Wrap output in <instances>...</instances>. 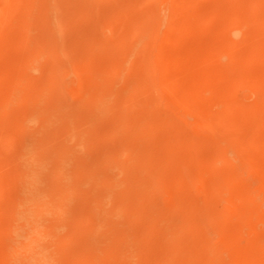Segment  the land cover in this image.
I'll use <instances>...</instances> for the list:
<instances>
[{
  "label": "rangeland",
  "instance_id": "obj_1",
  "mask_svg": "<svg viewBox=\"0 0 264 264\" xmlns=\"http://www.w3.org/2000/svg\"><path fill=\"white\" fill-rule=\"evenodd\" d=\"M124 1L75 0L73 1V5H71L65 2V0H0V99L4 92L7 91L8 87H12L15 83L16 80L14 79L20 75L25 79L23 84L20 85L22 90L26 89L25 92L35 87V85L36 87L43 85L44 79L51 78L49 81L51 86L53 84L54 87H49L50 89L47 92H49L50 95L45 93L47 96L46 99L49 98V100L47 99L48 103L57 106H54V111H47L46 119L49 120L44 123L45 130H51L53 137H51V132L48 131L47 137H49L46 139L48 142H46L49 145L42 151H45V153L48 151L47 153H49L52 149L53 151L57 149L55 150L56 154H54L53 151L49 153L52 157L54 155L58 156V154L60 155L63 152H65V154L68 153L66 156H68L69 160L67 157L66 159L72 164L78 162L80 158L85 159L87 164L86 167L89 169L92 168L93 171L96 168L94 171H97L96 176L98 179L100 178L99 181H103V186L106 185L104 189L101 187V190L99 189V187L102 186L100 185L101 182H97L99 186L97 183H94L86 173L85 175L83 174L84 177H82L83 175H78L80 178L77 181L78 184L75 186L77 189L69 195V198H73L72 200L68 198L69 205L71 208L83 205L84 212L89 219L84 220L81 224L85 232L83 234L79 233V231L82 230L81 226H79L80 224L69 223L70 226L67 224L68 229L72 227L76 232L78 231V234L72 237L71 245L73 244L72 246L76 247L80 243L85 242L87 246L85 249L86 255L89 256V260L92 263L94 261L95 264H163V256H167L168 259L170 258V264H181L184 258L186 259L188 255L193 253H196V255L200 254L199 264H264V55L261 57L259 56L264 53V0H256L255 6L252 7L254 9H249L248 5H246V1L243 0L242 2H240L241 0L237 2L233 0L234 4H231V1L229 4L234 7H231V9L225 7L227 3H222L223 0L125 1L126 3L130 1L131 3L133 2L130 6H128L129 4H125ZM138 1L142 3L144 1V5L137 6V8H134L135 10L132 7V10H130L131 6L136 7L135 5L137 4L141 5ZM122 2L126 6H118V4H122ZM70 3L72 2L70 1ZM218 4H222L224 8L221 6L219 7ZM67 5L69 9L65 7ZM228 5L226 6L230 7V5ZM138 8L142 11L145 10V13H142L147 14H139ZM236 8H238V11L240 8L241 9L237 12V10H234ZM70 9L75 10L70 12ZM136 10L139 13L135 14L134 11L136 12ZM149 10H151V12ZM231 10L232 12L230 13ZM117 11L119 13H117ZM245 12L247 14L251 13L250 16L253 14L255 17L252 15V21H248V24L244 23L245 25L241 24L240 32L232 34L233 27H228V25L230 26V21L234 20L236 17L238 18L240 14ZM133 14H135V17L139 14L140 17L138 15L139 18L135 19ZM233 16L235 18H233ZM222 17L225 18L223 20L224 23ZM229 17H231V19H229ZM219 18H221L222 23ZM30 20L32 21L31 24H33L31 28L30 25L27 26V21L30 22ZM225 20L227 22H225ZM253 21L256 23L255 26L258 30H262L261 33L263 35L259 34L260 31L257 34L258 30H255L256 28L253 26ZM250 23L253 25H250ZM258 25L262 28L259 29ZM76 26L79 27L77 28ZM36 28L38 30H36ZM32 29L34 30L31 31ZM86 29L89 31H86ZM114 31L117 32L115 33ZM254 31L255 35L257 34L255 37ZM26 32H28V34ZM84 33L85 35L89 34L92 43L94 40H97L103 47L100 45L99 48L93 51L91 47L92 44L90 45V43L85 40L86 47L83 42L84 39L80 37L84 35ZM122 33L125 36H120ZM129 33L130 36H127ZM163 35H165V37ZM143 36H148V39H144ZM128 37L130 38L128 39ZM137 39L139 45H137V48H134V50L132 49L133 51L130 50L131 46L135 47ZM120 40L121 43L122 41L125 43V47L121 44L118 46L115 45V43ZM111 41L113 43L116 42L109 46V43H112ZM258 43H261V46H259ZM71 44L73 45L71 46ZM113 45L114 47H112ZM162 45L163 47H161ZM84 46L86 47L85 49ZM111 47L113 49H111ZM121 47L123 48L121 49ZM215 47L216 49H214ZM70 48L71 50H69ZM83 50H87L89 53L87 57L91 55L88 61L92 63V66H82L80 54ZM100 50H102V55H100ZM146 50H148V55L144 54ZM160 50L161 53H164L161 54ZM222 51L223 53L221 54ZM112 52H114V54ZM97 54H99L100 57ZM129 54L132 55L130 56ZM141 54L146 55H143L145 58L142 57ZM77 55L78 57H76ZM191 56L194 59L199 58L196 60L197 63L195 60V63L191 62L190 58L193 60ZM133 58H136V62ZM167 58H169V63L165 62L168 60ZM118 59L119 61H117ZM114 60L117 62L116 66ZM189 60L191 62L190 66L187 65ZM76 62L78 64L77 66ZM145 62L149 65L147 66ZM80 63L81 65H79ZM144 63L146 66H142ZM54 64L56 66L55 72L49 69V67ZM137 64L139 67L135 69ZM234 64H236L235 68H238L239 70H237L239 72H234L236 70L233 68ZM87 66L90 69H88ZM140 66L142 68H140ZM122 67L126 69H122ZM130 67L134 70H131ZM149 67H151V70ZM228 68L230 72L234 70V74L238 77L236 78V76H233L234 74H230L229 71H226L227 76L225 78H229L225 79L224 75L226 73L224 74V72L228 70ZM99 69L100 71L102 70L100 73L97 72ZM155 69H157V71ZM70 70L74 73H71ZM148 71L152 73L150 72L151 74H149ZM52 72L54 74H52ZM156 72L159 74V77H156ZM183 73L185 74L183 75ZM17 74L18 76L16 77ZM230 75H232V78H230ZM86 76L89 78L88 80H90V82L86 80ZM180 76L183 77L181 78ZM221 76H223L222 78H224V80H219ZM250 76H252V79ZM143 77H146L145 80H147L145 83L147 84L148 82L147 85L143 83ZM141 78L143 79L141 80ZM92 79L93 81H91ZM130 80H132L131 83ZM141 82L144 85L141 84ZM151 83L152 85L150 86H152V88L150 87V89L148 86ZM230 84H233V88H231ZM193 85L195 87H193ZM115 88H117V90ZM115 91L119 92V94H123L124 92V94L118 96L119 94H114L116 93ZM104 93L106 99L105 97L103 98ZM52 94L53 98L51 99H55L57 94L59 97H56L55 100H51L50 97H52ZM78 96L81 97L78 98ZM121 97L124 98V110L121 109L122 111H118L117 105L119 102L117 99ZM129 98H132V101ZM225 98L227 100H225ZM230 98H232L235 103L230 101ZM71 100L80 102H78V109H75V112L73 111V123L71 122L73 128L71 126H68L69 128H63L62 123L65 122H60L59 118L62 120L64 117L66 118V106L68 102L71 103ZM82 100L84 102L86 100L87 103H84ZM101 100L104 101L101 102ZM139 100L142 103L146 100L149 106L146 102V105L143 106ZM181 100L182 102H180ZM218 101L220 103H218ZM221 101L225 103V105L227 104V107ZM255 101H258V103H255ZM229 102H232V104ZM95 104L98 105L96 106ZM81 105L84 106V108ZM87 105H89V107ZM229 106L231 108H229ZM24 107H26L25 104H16V107L13 105V107H11L12 112L10 111L8 115L4 116L5 119L3 118L4 120H1L0 124V264H18L21 262L24 249L21 251L22 248H19V246L21 247L23 236L17 233L15 229L18 226L28 227V225L31 226L33 224V220L31 221L30 219L29 221L23 220L26 224L23 221L16 222L12 219L14 211L18 209H27L30 206V203H27L25 200L26 191L22 185L25 180V176L22 174L25 162L22 161L19 155L22 150L21 144L23 145L25 141L24 138L29 136L30 130L32 129L31 123L29 125V122H24V120L21 119V114L25 111ZM85 107H87L86 110ZM220 107H225L226 109ZM19 108L23 110L21 109L19 112ZM141 108L145 110L141 112ZM228 108L230 110H228ZM87 109L88 111L90 109L92 113L90 111L87 112ZM135 109H138V111H135ZM111 110L113 112H111ZM50 113H53L52 115L56 117L51 116ZM90 114L92 118L96 117V119L94 118V120H91ZM17 115H20V118L19 116L16 117ZM133 115H136V117L138 116L141 122H144L143 119L145 118L154 122V125L156 127L158 126L157 129L159 132H165L166 127L164 125H166L167 122L174 129V131L173 129L170 130V143L168 140L161 148H155L151 143L152 140L149 141L150 138L147 134L144 135L141 133L134 135L132 134L131 128L129 129L130 132H128L129 130L126 131L127 127L124 121L130 119V116ZM88 117L90 118L88 119ZM54 118L56 119L53 120ZM86 119L88 120L87 122H85ZM56 120L60 124L56 125ZM17 121H20V123ZM16 123L18 124L16 125ZM60 127L64 130L62 129V132L60 131L58 133V131L61 130ZM57 128H59L58 131ZM82 134L85 136V138L83 137L84 142L82 140L80 141ZM179 136L182 139H180L181 141L178 139ZM177 139L180 142H177ZM179 144L182 145L179 146ZM225 144L229 145L230 150L226 151L224 153L226 155H223L221 159H218L216 154L219 150H222ZM194 146L195 151H197L196 153L193 150ZM175 147L177 150L174 149ZM198 150H200V152ZM151 151H153V153L161 151L165 154L170 151H176L175 153L177 154L178 161L176 160L174 164L171 165L172 167L170 165L164 167L165 163L168 164V162H165L166 159L163 160L158 158L155 161H151L152 164L150 165L146 158L147 153ZM186 154L188 155L186 156ZM158 155L162 156L161 154ZM111 158L114 159L112 160ZM215 158L217 160H215ZM75 160L76 162H74ZM194 160L198 162L194 163L193 166ZM169 166L171 169H169ZM164 168L168 170L166 171L168 174L172 171V173L169 174L170 179L164 171L166 174L164 177L168 178L169 182H172L171 184L168 183V180L164 179L162 175L160 176L162 171L165 170ZM48 172L50 171H47V173ZM113 179L118 180L120 184L115 195L117 201L121 204H126V206L128 203L136 201L141 204L138 207L139 212L133 214L132 212L121 210V216L118 214L116 215L117 217H114L115 215L110 211L111 207L109 208L111 204V206H113L112 202L104 200L99 202L95 201L93 195H90V191L87 192L88 189H91L93 183L96 189L107 191V189L112 186L111 182ZM225 180H227L226 183L224 182ZM56 182L57 180L52 183L54 188H58L57 190L62 189L60 186H63V183L59 180L57 183L60 185H58ZM172 185L174 188L171 187ZM223 188L226 189V191ZM172 191L175 194H173ZM73 203L75 207H73ZM105 211L107 213H105ZM102 212H104V214ZM94 213L95 216L93 215ZM101 214H103L104 217ZM100 216L104 219H101ZM136 216L138 219H141H134ZM208 216H213L214 218L212 217V220L214 221L205 224L204 222H206ZM146 220L154 226V230L150 232L144 243L138 237V231L142 224L147 225ZM183 220H185L187 229L184 228L185 225ZM135 221L138 222L134 223ZM191 224L193 229H190L191 226L189 225ZM199 224L202 226L199 227ZM98 225L99 227H97ZM91 228H93V230ZM97 228H100V231L102 230V234L100 231L99 234L98 232L95 234L94 231L97 230ZM186 230H189V232L183 235L182 233ZM104 231L108 232L106 233ZM14 234H16V236ZM156 236H159V238H156ZM99 237L101 239H99ZM153 242H155L154 245L152 244ZM96 243L101 244L96 245ZM109 243H112V247ZM186 243H191L188 245L189 248L185 247ZM116 244L118 247L123 248L121 249L122 253L120 255L118 254L119 258L114 251L115 247L117 248ZM128 247L129 249L131 247L132 249L135 248L133 250L130 249L132 250L131 252ZM109 248L113 251L110 256L108 254V257L107 250ZM142 248L145 249V251ZM168 248L172 252H169ZM91 250L94 251L92 252ZM185 250L186 253L188 252L187 254L184 252ZM124 255L126 256L124 257ZM112 257H114V259ZM128 257L133 261L131 262ZM91 259H93V261ZM123 260H126V262L124 263ZM90 261L89 263H91ZM202 261L204 262L202 263ZM54 264L57 263L55 262ZM82 264L84 263L82 262Z\"/></svg>",
  "mask_w": 264,
  "mask_h": 264
},
{
  "label": "bare ground",
  "instance_id": "obj_2",
  "mask_svg": "<svg viewBox=\"0 0 264 264\" xmlns=\"http://www.w3.org/2000/svg\"><path fill=\"white\" fill-rule=\"evenodd\" d=\"M58 1V0H57ZM64 1V0H63ZM70 1L72 2V3H70ZM73 1H75V0H73ZM73 1L72 0H65V2H67L68 4H71V5H73ZM124 1V0H123ZM125 1H128V0H125ZM124 1V2H125ZM131 1H133V0H131ZM131 1L130 2H128V3H126L125 2V4H129L128 6H130V4H132L131 3ZM135 1V0H134ZM137 1V0H136ZM172 1V0H171ZM228 1V2H227ZM223 0V2L222 3H224L225 4V2L227 3V4H225V7L226 8H229V9H231V7H233L232 5H230L229 3H231V1H232V3L231 4H234V2H237L238 0H234V2H233V0ZM230 1V2H229ZM243 1H246V5H248V7H249V9L251 8V9H254V8H252L253 6H255L254 4L256 3V0H243ZM138 2H140L141 3V5H139V4H137V5H135L136 7H134V6H131V9L130 10H132V7H133V9L134 8H137V6H142V4L144 3V1H143V3L141 2V1H138ZM137 2V3H138ZM177 2H179V1H177ZM240 2H242V0L240 1ZM260 2V1H259ZM63 4H64V2H63ZM94 4V3H93ZM223 4V5H224ZM230 5V7H227L226 5ZM61 5V4H60ZM65 5V4H64ZM70 5V6H71ZM119 5H121V7H122V5H124L123 4V2H122V4L120 3V4H118V6ZM144 5V4H143ZM219 5V4H218ZM228 5V6H229ZM242 5V4H241ZM32 6H34V5H32ZM59 6V5H58ZM62 6V5H61ZM80 6V5H79ZM124 6H126V5H124ZM223 7L224 8V6H222V4L221 5H219V7ZM60 7V6H59ZM64 7V6H63ZM66 8L68 7V5L67 6H65ZM73 7V6H72ZM72 7H70V8H72ZM75 7V6H74ZM162 7V6H161ZM245 7V6H244ZM243 7V8H244ZM248 7H247V11H248ZM65 8V10H66V12H67V9H69V8H67L66 9ZM80 8V7H79ZM126 8V7H125ZM128 8V7H127ZM163 8V7H162ZM165 8H167V7H165ZM169 8V7H168ZM234 8V7H233ZM86 9H88V8H86ZM120 9V8H119ZM139 9V8H138ZM142 9H144V8H142ZM148 9V8H147ZM170 9V8H169ZM215 9H217V8H215ZM220 9V8H219ZM238 8H236V9H234V10H237ZM241 9V8H240ZM240 9H239V11H240ZM64 10V11H65ZM71 11L70 12H73V10H75V9H70ZM78 10V9H77ZM82 10V9H81ZM90 10H91V8H90ZM89 10V11H90ZM135 10V9H134ZM88 11V12H89ZM121 11V10H120ZM139 12H137V10H136V12L134 11V13L136 14V13H139V14H143V15H146V14H144L145 12V10L144 11H142V10H138ZM150 12H151V10H149ZM222 11H223V9H222ZM238 10H237V12H239ZM87 12V13H88ZM142 12H144V13H142ZM147 12V11H146ZM150 12H148V13H150ZM232 12V10L230 11V13ZM236 12V13H237ZM252 12V11H251ZM255 12V11H254ZM117 13H119L118 11H117ZM161 13V12H160ZM214 13V12H213ZM217 13V12H216ZM220 13V12H219ZM222 13H225V12H222ZM228 13V12H227ZM229 13V14H230ZM253 13V12H252ZM72 14V13H71ZM116 14V13H115ZM135 14H133V17H135ZM139 14H137L136 15V17H135V19H137V18H139L140 17V15ZM221 14V13H220ZM251 14V13H250ZM250 14L248 13H242V14H240L239 16H238V18L236 17H234L233 16V18H235L234 20H229L230 21V26L228 25V27H233V30H232V34H236V33H239L240 32V25L241 24H244V23H246V24H248V21H252V15L250 16ZM30 15V14H29ZM32 15V14H31ZM119 15V14H118ZM138 15H139V17H138ZM235 15V14H234ZM33 16V15H32ZM81 16V15H80ZM89 16V15H88ZM132 16V15H131ZM232 16V15H231ZM254 16V15H253ZM29 17V16H28ZM31 17V16H30ZM34 17V16H33ZM45 17V16H44ZM118 17V16H117ZM148 17V16H147ZM223 17H224V15H223ZM222 17V21L225 19V18H223ZM255 17V16H254ZM263 17H264V15H263ZM35 18V17H34ZM113 18V17H112ZM130 18V17H129ZM164 18V17H163ZM171 18V17H170ZM199 18V17H198ZM214 18V17H213ZM232 18V19H233ZM261 18V17H260ZM31 19V18H30ZM36 19V18H35ZM124 19V18H123ZM131 19V18H130ZM165 19V18H164ZM215 19V18H214ZM216 19H217V16H216ZM220 19V21H221V18H219ZM228 19V18H227ZM229 19H231V17H229ZM263 19V18H262ZM32 20V19H31ZM30 20V22L29 21H27V26H29L30 25V28H31V26L33 25V24H31V21ZM150 20H151V18H150ZM171 20V19H170ZM253 20H256V19H253ZM166 21V20H165ZM219 21V22H220ZM222 21H221V23H222ZM260 21V20H259ZM258 21V22H259ZM264 21V20H263ZM37 22V21H36ZM79 22V21H78ZM92 22V21H91ZM139 22V21H138ZM169 22V21H168ZM225 22H227L226 20H225ZM39 23V22H38ZM223 23H224V21H223ZM35 24V23H34ZM37 24V23H36ZM227 24V23H226ZM225 24V25H226ZM254 24V25H253ZM253 24L252 23H250V25H253V26H255L256 25V23H254V21H253ZM147 25V24H146ZM152 25V24H151ZM162 25V24H161ZM170 25V24H169ZM197 25H199V24H197ZM222 25V24H221ZM220 25V26H221ZM245 25V24H244ZM243 25V26H244ZM35 26V25H34ZM45 26H46V24H45ZM150 26V25H149ZM153 26V25H152ZM223 26V25H222ZM227 26V25H226ZM39 27V26H38ZM44 27V26H43ZM77 27V26H76ZM79 27V26H78ZM77 27V28H78ZM91 27V26H90ZM136 27V26H135ZM134 27V28H135ZM146 27V26H145ZM145 27H144V29H145ZM156 27V26H155ZM248 27V26H247ZM258 27H259V25H258ZM34 28V27H33ZM130 28V27H129ZM142 28V27H141ZM153 28H154V26H153ZM197 28V27H196ZM227 28V27H226ZM255 30L257 31L258 30V28L255 26ZM262 28V27H261ZM260 27H259V29H261ZM25 29V28H24ZM71 29V28H70ZM147 29H149V28H147ZM151 29H152V27H151ZM155 29V28H154ZM222 29V28H221ZM25 30H27V29H25ZM34 29H32L31 31H33ZM36 30H38L37 28H36ZM84 30H85V28H84ZM88 29H86V31H87ZM126 30H128V29H126ZM133 30V29H132ZM242 30V29H241ZM250 30V29H249ZM74 31H76V30H74ZM89 31V30H88ZM122 31V30H121ZM136 31V30H135ZM259 31L260 30H258V32H257V34L259 33ZM262 31V30H261ZM261 31H260V33L259 34H262L261 33ZM76 32H78V31H76ZM82 32H83V30H82ZM115 32V31H114ZM117 32V31H116ZM115 32V33H116ZM132 32H134V31H132ZM27 34H28V32H26ZM32 33V32H31ZM90 33V32H89ZM143 33V32H142ZM146 33V32H145ZM167 33V32H166ZM30 34V33H29ZM133 34V33H132ZM134 34H136L135 32H134ZM256 34V35H257ZM116 35V34H115ZM119 35V34H118ZM123 35V33L122 34H120V36H122ZM130 36V33L129 34H127V36ZM140 35V34H139ZM255 35V31H254V37L256 36ZM263 35V34H262ZM261 35V36H262ZM79 36V35H78ZM123 36H125V35H123ZM136 36V35H135ZM134 36V37H135ZM138 36V35H137ZM164 37H165V35H163ZM259 36V35H258ZM264 36V35H263ZM262 36V37H263ZM28 37V36H27ZM77 37V36H76ZM81 38H83L84 40H83V42L85 41V40H87L88 41V43H90V45H91V47L93 48V51H95V49H97V48H99V46L101 45L100 43H99V41H97V40H94L93 41V43H92V40H90V38H89V34H86L85 35V33H84V35H81L80 36ZM95 37V36H94ZM142 37V36H141ZM144 37V39L146 38V39H148V36L147 37H145V36H143ZM262 37H259V38H262ZM78 38V37H77ZM89 38V39H88ZM125 38V37H124ZM130 37H128V39H129ZM70 39H71V37H70ZM69 39V40H70ZM76 39V38H75ZM113 39V38H112ZM119 39V38H118ZM150 39H151V37H150ZM167 39V38H166ZM30 40V39H29ZM50 40V39H49ZM123 40V39H122ZM141 40H142V38H141ZM172 40V39H171ZM261 40V39H260ZM39 41V40H38ZM75 41V40H74ZM73 41V42H74ZM78 41H79V39H78ZM77 41V42H78ZM128 41V40H127ZM112 42V41H111ZM116 42V41H115ZM114 42V43H115ZM143 42V41H142ZM155 42V41H154ZM227 42H229V41H227ZM258 42H259V39H258ZM35 43V42H34ZM33 43V44H34ZM85 43L86 42H84V45H85ZM113 42L112 43H109V46H111L112 44H114ZM118 43V44H117ZM117 43H115V45H123L124 46V44L125 43H123V41H122V43H121V40L119 41V42H117ZM140 43V42H139ZM162 43V42H161ZM169 43V42H168ZM224 43V42H223ZM261 43H262V40H261ZM261 43H258V45L259 46H261L260 44ZM111 44V45H110ZM130 44V43H129ZM73 44H71V46H72ZM134 45V44H133ZM137 45H139L138 44V39H137V42H136V45H135V47H133V46H131V48H130V50H134V48H137ZM141 45V44H140ZM214 45V44H213ZM52 46V45H51ZM86 47H87V45H85ZM84 46V49L86 48ZM102 46V45H101ZM142 46H143V44H142ZM165 46H166V44H165ZM168 46V45H167ZM223 46V45H222ZM257 46V45H256ZM40 47V46H39ZM74 47H76V46H74ZM103 47V46H102ZM105 47V46H104ZM112 47H114V45L112 46ZM111 47V49H113ZM125 47V46H124ZM161 47H163V45L161 46ZM254 47V46H253ZM264 47V46H263ZM33 48V47H32ZM69 48V47H68ZM123 47H121V49H122ZM139 48V47H138ZM143 48V47H142ZM142 48H141V50H142ZM147 48V47H146ZM171 48V47H170ZM255 48V47H254ZM102 49V48H101ZM105 49V48H104ZM106 49H109V48H106ZM125 49V48H124ZM144 49V48H143ZM154 49V48H153ZM213 49V48H212ZM214 49H216V47L214 48ZM33 50V49H32ZM44 50V49H43ZM69 50H71V48L69 49ZM80 50V49H79ZM87 50H89V49H87ZM87 50H83V51H81V59L80 60H82V61H80L81 63H82V66L83 67H86V65H88V66H92V63L90 62V61H88V60H90V59H88L89 57H87L88 55H89V53L87 52ZM132 50V51H133ZM137 50V49H136ZM157 50V49H156ZM170 50V49H169ZM168 50V51H169ZM222 50V49H221ZM249 50V49H248ZM251 50V49H250ZM90 51V50H89ZM98 51H99V49H98ZM124 51V50H123ZM158 51V50H157ZM162 51H163V49H162ZM165 51V50H164ZM186 51V50H185ZM220 51V50H219ZM253 51V50H252ZM264 51V50H263ZM53 52V51H52ZM61 52V51H60ZM59 52V53H60ZM114 52H115V50H114ZM114 52H112L113 54H114ZM117 52V51H116ZM137 52V51H136ZM142 52V51H141ZM154 52V51H153ZM170 52H171V50H170ZM173 52V51H172ZM189 52V51H188ZM260 52H262V51H260ZM37 53V52H36ZM42 53V52H41ZM76 53V52H75ZM88 53V54H87ZM104 53H105V51H104ZM121 53V52H120ZM134 53V52H133ZM148 53V50H146V52L144 53V54H146V55H148L147 54ZM160 53H161V50H160ZM164 52H162L161 54H163ZM190 53V52H189ZM217 53H218V50H217ZM223 53V51L221 52V54ZM250 53H252V52H250ZM263 53V52H262ZM61 54V53H60ZM78 54V53H77ZM143 54V55H144ZM156 54V53H155ZM185 54V53H184ZM188 54V53H187ZM220 54V55H221ZM249 54V53H248ZM97 55H99V54H97ZM100 55H102V50H100ZM100 55H99V57H100ZM106 55V54H105ZM130 55V54H129ZM132 55V54H131ZM130 55V56H131ZM134 55V54H133ZM142 54H141V56L142 57H144V56H146V55H144L143 56ZM224 55V54H223ZM264 55V53L262 54V55H259L260 57L261 56H263ZM114 56V55H113ZM112 56V57H113ZM120 56V55H119ZM118 56V57H119ZM222 56V55H221ZM253 56V55H252ZM252 56H250V57H252ZM30 57V56H29ZM69 57V56H68ZM76 57H78V55L76 56ZM138 57V56H137ZM167 57V56H166ZM165 57V58H166ZM174 57V56H173ZM185 57V56H184ZM192 57V56H191ZM194 57H195V55H194ZM17 58V57H16ZM50 58V57H49ZM98 58V57H97ZM102 58V57H101ZM108 58V57H107ZM114 58H115V56H114ZM145 58V57H144ZM153 58H154V56H153ZM172 58V57H171ZM175 58V57H174ZM178 58V57H177ZM193 58V57H192ZM248 58V57H247ZM38 59V58H37ZM60 59V58H59ZM77 59H79V58H77ZM123 59V58H122ZM129 59V58H128ZM134 59V58H133ZM141 59V58H140ZM168 60H164L166 63H169L168 61H169V58H167ZM189 59V58H188ZM199 59V58H198ZM198 59H194L193 58V60L190 58V60H191V62H193V63H195L194 62V60L196 61V60H198ZM245 59H246V57H245ZM251 59V58H250ZM39 60V59H38ZM101 60V59H100ZM135 60V62H136V58L134 59ZM133 60V61H134ZM146 60H148V59H146ZM174 60V59H173ZM182 60V59H181ZM185 60V59H184ZM190 60H189V63H187V65L188 66H190ZM26 61V60H25ZM76 61H79V60H76ZM112 61V60H111ZM115 62L114 63H116L115 64V66L117 65V62H116V60H114ZM117 61H119V59L117 60ZM130 61V60H129ZM144 61V60H143ZM163 61V62H164ZM187 61V60H186ZM75 62V61H74ZM126 62V61H125ZM124 62V63H125ZM135 62H134V64H135ZM141 62V61H140ZM81 63L79 64V65H81ZM113 63V64H114ZM120 63V62H119ZM127 63V62H126ZM125 63V64H126ZM132 63V62H131ZM146 63V62H145ZM145 63L142 65V66H146L145 65ZM196 63H197V61H196ZM203 63V62H202ZM52 64V63H51ZM110 64V63H109ZM133 64V65H134ZM140 64H142V63H140ZM147 64V63H146ZM199 64H200V61H199ZM68 65V64H67ZM78 64H77V62H76V66H77ZM119 65V64H118ZM129 65V64H128ZM149 64H147V66H148ZM156 65H157V63H156ZM192 65V64H191ZM263 65V64H262ZM24 66V65H23ZM60 66V65H59ZM73 66V65H72ZM87 66V67H88ZM132 66V65H131ZM201 66V65H200ZM235 66H236V64H234V66H233V68L234 69H236L235 68ZM44 67V66H43ZM79 67V66H78ZM95 67V66H94ZM137 67H139L138 66V64L136 65V67H135V69L137 68ZM165 67V66H164ZM167 67H169V66H167ZM21 68V67H20ZM60 68V67H59ZM103 68V67H102ZM115 68V67H114ZM121 68V67H120ZM127 68H128V66H127ZM140 68H142L141 66H140ZM150 68V70H151V67H149ZM166 68V67H165ZM182 68V67H181ZM192 68V67H191ZM223 68H225V67H223ZM49 69L51 70V71H53V72H55V70H56V66H55V64L54 65H52V66H50L49 67ZM88 69H90L89 67H88ZM122 69H126V68H123L122 67ZM121 69V70H122ZM130 69L132 70L133 68H131L130 67ZM139 69V68H138ZM144 69V68H143ZM143 69H140V70H143ZM167 69V68H166ZM166 69H163V70H166ZM238 69V68H237ZM233 70L234 72H236V71H238V70ZM43 70H45V69H43ZM47 70V69H46ZM120 70V71H121ZM134 70V69H133ZM145 70V69H144ZM156 71H157V69H155ZM189 70H190V68H189ZM220 70H222V69H220ZM225 70V69H224ZM256 70V69H255ZM48 71V70H47ZM71 71V70H70ZM86 71H88V70H86ZM102 71V70H101ZM100 71V69L99 70H97V72H101ZM124 71V70H123ZM137 71V70H136ZM135 71V72H136ZM152 71H153V69H152ZM159 71H161V70H159ZM229 71L230 72V69L228 68V70H225V72H224V78L227 76V72ZM233 71H231L230 72V74H234V72ZM246 71H247V69H246ZM22 73H24L23 71H21ZM52 72V74H54ZM65 72H68V71H65ZM79 72H82V71H79ZM95 72V71H94ZM149 72V74H151L152 72L151 71H148ZM151 72V73H150ZM239 72V71H238ZM237 72V73H238ZM22 73H19V74H22ZM39 73V72H38ZM50 73V72H49ZM71 73H74L73 71H71ZM139 73V72H138ZM147 73V72H146ZM153 73H154V71H153ZM243 73V72H242ZM245 73V72H244ZM263 73V72H262ZM69 74V73H68ZM185 73H183V75H184ZM240 74H241V72H240ZM239 74V75H240ZM256 74V73H255ZM254 74V75H255ZM98 75V74H97ZM144 75H145V73H144ZM143 75V76H144ZM154 75V74H153ZM159 74L156 72V77L158 76ZM221 75V74H220ZM223 75V74H222ZM238 75V74H237ZM18 76V74L16 75V77ZM78 76V75H77ZM81 76V75H80ZM218 76V75H217ZM216 76V77H217ZM228 76H229V73H228ZM232 75H230V78H232L231 77ZM233 76H236V74H234ZM244 76V75H243ZM53 77H55V76H53ZM88 77H89V75H88ZM99 77V76H98ZM139 77V76H138ZM159 77V76H158ZM181 78L183 77V76H180ZM195 77V76H194ZM223 76H221L220 78H219V80L220 79H223L224 80V78H222ZM238 76H236V78H237ZM90 78V77H89ZM89 78H87V76H86V80L87 81H89L90 82V80H88ZM93 78V77H92ZM144 78V77H143ZM143 78H141V80L143 79ZM146 78V77H145ZM145 78L143 79V83L145 84V85H147L148 84V82H147V84L145 83L146 82V80H145ZM179 78V77H178ZM229 78V77H228ZM228 78H225V79H228ZM235 78V77H234ZM239 78H241V77H239ZM244 78V77H243ZM243 78H242V80H243ZM250 78L252 79V76H250ZM51 79V78H50ZM50 79H44V82H43V85H41V84H39V85H41V86H38V87H36V85H35V87H33L32 89H28L26 92H25V90L26 89H24V90H22L21 89V87H20V85H22L23 84V81L25 80L21 75L20 76H18L16 79H14V80H16L15 81V83L12 85V87H8V89H7V91L6 92H4V94H3V96L1 97V99H0V124H1V120H4L5 118H4V116H6V115H8L9 113H10V111L12 112V109H11V107H13V105H15V107H16V104H25V106L26 107H24L25 109V111H23L24 113L23 114H21V119H23L24 120V122H29V125H30V123H31V130H30V133H29V136L27 137L26 135V138H24L25 139V141H24V143H23V145L21 144V147H22V150L20 151V158L22 159V161L23 162H25L24 163V168H23V173L22 172H20V173H22V174H24V176H25V180H24V183L22 184L23 185V188H25V191H26V197H25V200H26V202L27 203H30V206L27 208V209H18V210H16V211H14L13 212V215H12V219H14L16 222H19V221H29V219L32 221L33 220V224L31 225V226H29L28 225V227H24V226H22V227H20V226H18V227H16V229H15V231L17 232V233H19V234H21V236H23V241H22V244H21V247L19 246V248H22V250L21 251H23V249H24V254L22 255V257H21V262L20 263H18V264H54L55 262L57 263V264H82V262L84 263V264H95V262L93 261V259H91L92 261H93V263L89 260V256H87L86 255V251H85V249H86V243L85 242H82V243H80L78 246H72L71 245V239H72V237H74L75 235H77L78 234V231L76 232V230L74 229V228H72V227H70V229H68L67 228V226L69 225V223H77V224H80L79 226H81V224L84 222V220H87V219H89L88 218V216L86 215V213L84 212V208H83V205L82 206H77V207H75V205H74V203H73V207H75V208H71L70 207V205H69V199H73V198H69V195L71 194V193H73V191L75 190V189H77L75 186H76V184H78L77 183V181H78V179L80 178V176H78V175H85V173L93 180V182L94 183H97L98 181H99V179H98V177L96 176V173H97V171L96 172H94L95 170H96V168H95V170L93 171V169L91 168V169H89L88 167H86L87 166V164H86V160L85 159H82V158H80V160L78 161V162H76V160L74 161V162H76L74 165L72 164V163H70L68 160V156H66V154L68 155V153H66L65 154V152H63L62 154H58V156H50L49 155V153L50 152H52L53 151V149H52V151H50L49 153H45V151H42L44 148H46L47 147V145H49V144H47V138L49 137H47V132L49 131V130H45V125H44V123H46L49 119H46L47 118V111L48 112H52V111H54L55 109H54V106H55V104H54V106H53V104L51 105V103H48V100H49V98H47L46 99V94L45 93H48L49 95H50V93L49 92H47L52 86L54 87V85L52 84V86H51V83H50ZM96 79H98V78H96ZM152 79H153V77H152ZM195 79V78H194ZM217 79V78H216ZM28 80V79H27ZM100 80V79H99ZM124 80V79H123ZM145 80V81H144ZM218 80V79H217ZM223 80H221V81H223ZM235 80H238V79H235ZM234 80V81H235ZM255 80H256V78H255ZM82 81H83V78H82ZM86 81V82H87ZM91 81H93V79L91 80ZM122 81V80H121ZM134 81V80H133ZM148 81H150V80H148ZM172 81V80H171ZM188 81V80H187ZM196 81H197V79H196ZM241 81V80H240ZM250 81V80H249ZM263 81V80H262ZM128 82V81H127ZM132 82V80H130V83ZM140 82V81H139ZM152 82V81H151ZM200 82V81H199ZM227 82V81H226ZM238 82V81H237ZM236 82V83H237ZM243 82V81H242ZM34 83V82H33ZM58 83V82H57ZM92 83V82H91ZM142 82H141V84H143ZM190 83H191V81H190ZM193 83H194V81H193ZM241 83V82H240ZM256 83V82H255ZM259 83H261V82H259ZM83 84V83H82ZM143 84V85H144ZM166 84V83H165ZM225 84V83H224ZM129 85V84H128ZM135 85V84H134ZM150 85H152V83L151 84H149V88L151 87L152 88V86H150ZM160 85V84H159ZM179 85V84H178ZM181 85V84H180ZM217 85V84H216ZM226 85V84H225ZM231 85V84H230ZM233 85V84H232ZM232 85H231V88H233L232 87ZM240 85V84H239ZM256 85V84H255ZM264 85V84H263ZM127 86V85H126ZM130 86V85H129ZM190 86V85H189ZM50 87V88H49ZM58 87V86H57ZM128 87V86H127ZM147 87V86H146ZM147 87V88H148ZM183 87V86H182ZM193 87H195L194 85H193ZM193 87H192V89H193ZM235 87V86H234ZM261 87H262V85H261ZM101 88V87H100ZM136 88V87H135ZM150 88V89H151ZM229 88H230V86H229ZM230 88V89H231ZM116 90H117V88H115ZM127 89H129V88H127ZM195 89V88H194ZM52 90V89H51ZM58 90V89H57ZM120 90V89H119ZM118 90V91H119ZM179 90H180V88H179ZM222 90H224V89H222ZM127 91V90H126ZM211 91V90H210ZM53 92V91H52ZM83 92V91H82ZM112 92V91H111ZM116 92V91H115ZM121 92H122V90H121ZM223 92V91H222ZM55 93V92H54ZM83 93H85V92H83ZM82 93V94H83ZM101 93V92H100ZM175 93V92H174ZM114 94H119V92H116V93H114ZM122 94V93H121ZM121 94H119L118 96H120ZM123 94H124V92H123ZM122 94V95H123ZM48 95V96H49ZM58 95V94H57ZM55 96V99H56V97H59V96ZM60 95V94H59ZM86 95V94H85ZM94 95V94H93ZM97 95V94H96ZM103 95V94H102ZM101 95V96H102ZM131 95V94H130ZM175 95V94H174ZM52 97H50V99L51 98H53V94L51 95ZM77 96V95H76ZM109 96V95H108ZM117 96V97H118ZM136 96V95H135ZM144 96V95H143ZM79 97H81V96H78V98ZM93 97V96H92ZM105 97V93H104V95H103V98ZM110 97V96H109ZM116 97V96H115ZM126 97V96H125ZM138 97V96H137ZM182 97V96H181ZM224 97V96H223ZM226 97V96H225ZM86 98V97H85ZM89 98H91V97H89ZM97 98V97H96ZM134 98V97H133ZM138 98H140V97H138ZM147 98V97H146ZM146 98H144V99H146ZM150 98V97H149ZM192 98H194V97H192ZM191 98V99H192ZM55 99H51V100H55ZM64 99V98H63ZM84 99V98H83ZM105 99H106V97H105ZM112 99H115V98H112ZM111 99V100H112ZM117 99V98H116ZM124 98L123 97H121L120 99H117L118 100V102H119V104L117 105V109H118V111L119 110H121V109H123L124 110V100H123ZM130 100L132 99V98H129ZM141 99V98H140ZM143 99V100H144ZM181 99V98H180ZM185 99V98H184ZM222 99V98H221ZM224 99V98H223ZM93 100V99H92ZM152 100V99H151ZM176 100H177V98H176ZM225 100H227L226 98H225ZM83 101V100H82ZM89 101H90V99H89ZM104 101V100H103ZM102 100H101V102H103ZM132 101V100H131ZM135 101V100H134ZM133 101V102H134ZM140 101V100H139ZM210 101H211V99H210ZM230 101H233L232 100V98H230ZM74 100L72 101L71 100V103L70 102H68L67 103V106H66V110H65V112L67 111V113H66V118L64 117L63 118V120L62 119H60L59 118V121L61 122H65V123H62L63 125H62V127L63 128H66V127H70L71 126V124L73 123L72 121H73V119H72V116H73V111L75 110V109H78V102L79 101H75L74 103ZM84 102V101H83ZM96 102V101H95ZM110 102V101H109ZM113 102V101H112ZM117 102V101H116ZM117 102V103H118ZM132 102V103H133ZM138 102V101H137ZM141 102V101H140ZM145 102H146V100H145ZM145 102L144 103H142L141 102V104H143V106H145L146 104H145ZM148 102H149V100H148ZM179 102V101H178ZM180 102H182V100L180 101ZM179 102V103H180ZM193 102V101H192ZM205 102V101H204ZM208 102V101H207ZM222 102V101H221ZM226 102V101H225ZM234 102V101H233ZM80 103V102H79ZM84 103H87V101L85 100V102ZM97 103H98V101H97ZM108 103V102H107ZM139 103V102H138ZM137 103V104H138ZM147 103V102H146ZM218 103H220L219 101H218ZM223 103V102H222ZM228 103V102H227ZM230 104H232V102H229ZM235 103V102H234ZM245 103V102H244ZM255 103H258V101L256 102L255 101ZM64 104H65V102H64ZM99 104V103H98ZM97 104V105H98ZM113 104V103H112ZM149 103H147V105H148ZM191 104V103H190ZM212 104V103H211ZM224 105H225V103H223ZM229 104V105H230ZM247 104V103H246ZM85 105V104H84ZM96 105V104H95ZM96 105V106H97ZM110 105V104H109ZM115 105V104H114ZM219 105V104H218ZM227 105V104H226ZM225 105V106H226ZM255 105H258V104H255ZM23 106V105H22ZM57 106V105H56ZM55 106V107H56ZM82 106V105H81ZM88 107H89V105H87ZM112 106V105H111ZM127 106H128V104H127ZM131 106H133V105H131ZM141 106V105H140ZM149 106V105H148ZM147 106V107H148ZM192 106V105H191ZM199 106H201V105H199ZM217 106V105H216ZM234 106V105H233ZM83 108H84V106H82ZM81 107V108H82ZM112 107H114V106H112ZM111 107V108H112ZM137 107V106H136ZM135 107V108H136ZM146 107V108H147ZM227 107V106H226ZM240 107V106H239ZM256 107H258V106H256ZM26 108H27V110H26ZM86 108L87 107H85V110H86ZM109 108V107H108ZM107 108V109H108ZM188 108H189V106H188ZM208 108V107H207ZM215 108V107H214ZM219 108V107H218ZM220 108H225V107H220ZM229 108H231L230 106H229ZM228 108V110H230ZM235 108V107H234ZM243 108V107H242ZM242 108H240V109H242ZM245 108V107H244ZM14 109V108H13ZM21 109L22 108H19V112L21 111ZM92 109V108H91ZM94 109V108H93ZM92 109V110H93ZM105 109H106V107H105ZM142 109V108H141ZM148 109V108H147ZM191 109V108H190ZM226 109V108H225ZM239 109V108H238ZM253 109V108H252ZM23 110V109H22ZM95 110V109H94ZM139 110H140V107H139ZM143 110H145V109H142L141 110V112H143ZM179 110V109H178ZM200 110V109H199ZM208 110V109H207ZM214 110V109H213ZM217 110V109H216ZM233 110V109H232ZM89 111H90V109H89ZM88 111V109H87V112H89ZM95 111H97V110H95ZM110 111V110H109ZM122 111V110H121ZM128 111V110H127ZM135 111H138V109L136 110L135 109ZM134 111V112H135ZM238 111V110H237ZM248 111V110H247ZM258 111V110H257ZM256 111V112H257ZM18 112V113H19ZM75 112V111H74ZM91 113H92V111H90ZM111 112H113L112 110H111ZM110 112V113H111ZM126 112V111H125ZM132 112V111H131ZM130 112V113H131ZM219 112V111H218ZM221 112V111H220ZM253 112V111H252ZM54 113V112H53ZM52 113V114H53ZM77 113V112H76ZM76 113H75V115H76ZM116 113V112H115ZM115 113H113V114H115ZM138 113V112H137ZM217 113V112H216ZM228 113H229V111H228ZM240 113H241V111H240ZM11 114H13V113H11ZM51 114V113H50ZM51 114V116H55V115H52ZM109 114V113H108ZM125 114V113H124ZM139 114H141V113H139ZM143 114V113H142ZM197 114V113H196ZM210 114V113H209ZM22 115H23V118H22ZM63 115V114H62ZM89 115V114H88ZM107 115V114H106ZM200 115V114H199ZM216 115V114H215ZM224 115H226V114H224ZM19 116V118H20V115H17L16 117H18ZM78 116H82V115H78ZM134 116V115H133ZM133 116H130V119H128V120H125L124 122H125V125H126V131H128L130 128H131V130H132V134H141V133H143L144 135L145 134H147V136L150 138L149 139V141H151V143H152V145H153V147H155V148H161L162 146H163V144L165 143L166 144V142L169 140V134H170V130L171 129H173L172 128V126H170L167 122H166V125H164L165 127H166V129H165V132L164 131H160L159 132V130L157 129L158 128V126L156 127L154 124V122H152V121H150L149 119H143L144 120V122H141L139 119L140 118H138V116L136 117V115L133 117ZM210 116V115H209ZM237 116V115H236ZM252 116H253V114H252ZM255 116V115H254ZM10 117V116H9ZM56 117V116H55ZM60 117H61V115H60ZM90 117H91V114H90ZM90 117H88V119L90 118ZM106 117V116H105ZM132 117V118H131ZM198 117V116H197ZM202 117V116H201ZM243 117V116H242ZM247 117H249V116H247ZM260 117V116H259ZM4 118V119H3ZM74 118V117H73ZM78 118H80V117H78ZM81 118H83V117H81ZM92 118V117H91ZM95 119H96V117H94ZM94 118H92L91 120H94ZM170 118V117H169ZM199 118V117H198ZM210 118V117H209ZM229 118V117H228ZM250 118V117H249ZM15 119V118H14ZM56 118H54L53 120H55ZM65 119V120H64ZM84 119H85V116H84ZM113 119V118H112ZM120 119V118H119ZM163 119V118H162ZM239 119V118H238ZM258 119V118H257ZM91 120H89V121H91ZM240 120V119H239ZM9 121H11V120H9ZM88 120L86 119L85 120V122H87ZM102 121V120H101ZM103 121H105V120H103ZM111 121V120H110ZM234 121V120H233ZM17 122H19L20 123V121H17ZM23 122V123H24ZM40 122V123H39ZM43 124H42V123ZM55 122V121H54ZM56 122H57V124L56 125H58V124H60V123H58V121L56 120ZM55 122V123H56ZM72 122V123H71ZM92 122V121H91ZM114 122V121H113ZM163 122V121H162ZM231 123H232V121H230ZM54 123V124H55ZM82 123V122H81ZM90 123V122H89ZM157 123V122H156ZM5 124H6V122H5ZM18 123H16V125H17ZM158 124V123H157ZM207 124V123H206ZM210 124V123H209ZM232 124H234V123H232ZM2 125H4V124H2ZM9 125V124H8ZM52 125V124H51ZM67 125V126H66ZM73 125V124H72ZM76 125V124H75ZM160 125V124H159ZM54 126V125H53ZM65 126V127H64ZM117 126V125H116ZM163 126V125H162ZM62 127H60L61 128V130H59L58 131V129L59 128H57V131H58V133L61 131L62 132ZM68 127V128H69ZM72 127V126H71ZM221 127V126H220ZM2 128V127H1ZM4 128V127H3ZM73 128V127H72ZM217 129V128H216ZM22 130V129H21ZM64 130V129H63ZM173 131H174V129H173ZM49 132H51V130L49 131ZM48 132V133H49ZM128 132H130V130L128 131ZM69 133V132H68ZM82 133H84V132H82ZM176 133V132H175ZM67 134V133H66ZM71 134V133H70ZM177 134V133H176ZM48 135H50V134H48ZM175 135V134H174ZM24 136V137H25ZM95 136V135H94ZM51 137H53V134H52V132H51ZM76 137V136H75ZM85 138V136L82 134L81 135V137H80V141L82 140L83 141V139ZM119 137V136H118ZM182 137V136H181ZM260 138V137H259ZM24 139H22V140H24ZM55 139H56V137H55ZM174 139H175V136H174ZM178 139L180 140L181 138H180V136L178 137ZM178 139H177V142H180V141H178ZM86 140V139H85ZM171 140H173V139H171ZM47 141V142H46ZM184 141H185V139H184ZM214 141V140H213ZM219 141V140H218ZM218 141H215V142H218ZM23 142V141H22ZM84 142V141H83ZM169 143H170V140L168 141ZM211 142V141H210ZM215 142H213V143H215ZM227 142V141H226ZM229 142V141H228ZM78 144V143H77ZM83 144H85V143H83ZM122 144V143H121ZM209 144V143H208ZM216 144V143H215ZM214 144V146L216 147V145ZM229 144V143H228ZM180 145H182V144H179V146ZM186 145V144H185ZM45 146V147H44ZM92 146V145H91ZM174 146V145H173ZM178 146V147H179ZM196 146V145H195ZM195 146H194V151H195ZM222 146V145H221ZM50 147V146H49ZM55 147V146H54ZM81 147V146H80ZM172 147V146H171ZM170 147V148H171ZM183 147V146H182ZM203 147V146H202ZM234 147V146H233ZM41 148V149H40ZM59 148V147H58ZM49 149V148H48ZM55 149V148H54ZM172 149V148H171ZM170 149V150H171ZM175 150H177V148L175 147L174 148ZM55 150H57V149H55ZM55 150L53 151V153L54 154H56L55 153ZM65 150V149H64ZM230 150V147H229V145H227V144H225L224 145V147L222 148V150H219L218 151V153L216 154L217 156H218V159H221L222 157H223V155H226V154H224L226 151H229ZM61 151H62V148H61ZM165 151H166V149H165ZM199 152H200V150H198ZM213 151V150H212ZM232 151V150H231ZM172 152V153H171ZM176 151H170V152H167L166 154L165 153H162L161 151H156L155 153H153V151H151V152H149V153H147V161L150 163V165L152 164V162L151 161H155V160H157L158 158H161V159H163V160H165V162L167 161L168 162V164H166L165 162V166L164 167H166L167 165H173L174 164V162L177 160V154L175 153ZM193 152V151H192ZM197 151H195V153H196ZM214 152V151H213ZM57 153H58V151H57ZM85 153V152H84ZM120 153H122V152H120ZM151 153H153V154H151ZM158 154H161L162 156H159ZM233 154H234V152H233ZM188 154H186V156H187ZM231 155V154H230ZM229 155V156H230ZM159 156V157H158ZM185 156V157H186ZM19 157V156H18ZM55 157V158H54ZM66 157H67V159H66ZM204 158V157H203ZM229 158V157H228ZM112 159V158H111ZM114 159V158H113ZM112 159V160H113ZM188 159V158H187ZM193 159H195V158H193ZM214 159V158H213ZM78 160V159H77ZM89 160V159H88ZM215 160H217L216 158H215ZM20 161V160H19ZM178 161V160H177ZM192 161V160H191ZM196 162H198V161H196ZM195 162V160L193 161V166H194V163H196ZM213 163V162H212ZM21 164V163H20ZM192 164V163H191ZM73 165V166H72ZM120 166V165H119ZM169 166V169H171V167ZM165 169V168H164ZM140 170V169H139ZM47 171H50V172H48L47 173ZM166 171H168L167 169H165V170H163L162 171V173L160 174V176L162 175V177H164V175H166L167 174V176H169V174L170 173H172V171L170 172V170H169V174L166 172V174H165V172ZM260 171V170H259ZM164 173V174H163ZM261 174V173H260ZM84 175L82 176V177H84ZM101 175V174H100ZM123 175V174H122ZM173 175V174H172ZM223 175V174H222ZM88 176H87V178H88ZM224 176V175H223ZM174 177V176H173ZM214 177V176H213ZM225 177V176H224ZM169 179H170V176L168 177ZM168 178H165L164 177V179H166V180H168ZM24 179V178H23ZM127 179V178H126ZM215 179V178H214ZM221 179V178H220ZM55 180H57V182L60 180V182H62L63 183V186L61 185L60 187H62V189H60V190H57L58 188H54V186L52 185V183H54V181ZM106 180V179H105ZM132 180V179H131ZM144 180V179H143ZM152 180V179H151ZM111 181V180H110ZM135 181V180H134ZM157 181H158V179H157ZM56 182V183H57ZM59 182V183H60ZM92 182V183H93ZM101 181H99V183H100ZM103 182V181H102ZM100 183V185H102L103 183ZM108 182V181H107ZM106 182V183H107ZM213 182H215V181H213ZM220 182H222V181H220ZM225 183L227 182V180H225L224 181ZM94 183H93V186L91 187V189H88L87 190V192H89L90 193V195H93V198H94V200L95 201H101V200H104V201H108V202H112L113 203V206H111L110 204V206H109V208L111 207V210L110 209H107V210H110V211H112V213H113V215H115L114 217H117L116 215H120V212H121V210L123 211V210H126V211H129V212H132L133 214L136 212H139V205H141V204H139L138 202H136V201H134V202H130V203H128V205L126 206V204L124 205V204H121V203H119L118 201H117V199L115 198L116 196V193H117V189H118V186L120 185L119 184V182H118V180H115V179H113L112 180V186L110 187V188H108L107 189V191L106 190H104V191H100V190H98V189H96L95 187H94ZM99 183H97V185H99ZM105 183V184H106ZM168 183H172V182H169V180H168ZM175 183V182H174ZM253 183V182H252ZM256 183V182H255ZM58 184V183H57ZM56 184V185H57ZM109 184V183H108ZM177 184V183H176ZM176 184H173V185H176ZM221 184V183H220ZM220 184H219V186H220ZM58 185H60V184H58ZM99 185V186H100ZM169 185V184H168ZM173 185L171 186V187H173ZM224 186H226L225 184H223ZM91 186V185H90ZM105 186L106 185H102V186H100L99 187V189H101V187H103V189L105 188ZM55 187H57V186H55ZM132 187H133V185H132ZM176 187V186H175ZM174 188V187H173ZM177 188V187H176ZM220 188V187H219ZM218 188V189H219ZM27 189V190H26ZM169 189H171V188H169ZM224 189V188H223ZM79 190V189H78ZM102 190V189H101ZM129 190H130V188H129ZM171 190H173V189H171ZM225 191H226V189H224ZM218 191H220V190H218ZM224 191V192H225ZM23 192V191H22ZM86 192V191H85ZM173 192V191H172ZM171 192V193H172ZM179 192V191H178ZM177 192V193H178ZM76 193V192H75ZM173 194H175L174 192H173ZM172 194V195H173ZM220 194V193H219ZM263 194V193H262ZM87 195H89V194H87ZM152 196V195H151ZM135 197V196H134ZM134 197H133V199H134ZM173 197V196H172ZM258 197V196H257ZM69 198V199H68ZM86 198V197H85ZM136 199V198H135ZM256 199H258V198H256ZM204 200H206V199H204ZM81 201V200H80ZM258 201V200H257ZM260 201V200H259ZM23 202H25V201H23ZM83 202V201H82ZM209 202V201H208ZM26 203V204H27ZM79 203H81V202H79ZM176 203V202H175ZM21 204V203H20ZM71 204V203H70ZM78 204V203H77ZM83 204H84V202H83ZM85 205V204H84ZM95 205V204H94ZM86 206V205H85ZM153 207V206H152ZM174 207H175V204H174ZM208 207H209V205H208ZM92 209V208H91ZM204 210V209H203ZM155 211V210H154ZM205 211V210H204ZM223 211V210H222ZM12 212V211H11ZM10 213V212H9ZM103 214H104V212H102ZM105 213H107L106 211H105ZM151 213V212H150ZM153 213V212H152ZM247 213H249V212H247ZM11 214V213H10ZM10 214H8V215H10ZM89 214V213H88ZM98 214V213H97ZM103 214H101L102 216H103ZM111 214V213H110ZM185 214V213H184ZM213 214V213H212ZM90 215V214H89ZM94 216H95V213L93 214ZM196 215V214H195ZM264 215V214H263ZM11 216V215H10ZM9 216V217H10ZM102 216H100V218L102 217ZM121 216V215H120ZM149 216V215H148ZM256 216V215H255ZM90 217V216H89ZM97 217V216H96ZM99 217V216H98ZM104 217V216H103ZM106 217V216H105ZM119 217V216H118ZM213 217V216H212ZM212 217H209L208 216V218H206V222H204L205 224H207V223H209V222H212V221H214V220H212L213 218ZM222 217V216H221ZM261 217H263V216H261ZM11 218V217H10ZM158 218V217H157ZM195 218V217H194ZM193 218V219H194ZM99 219V218H98ZM101 219H104V218H101ZM117 219V218H116ZM134 219H136V220H140V219H138L137 218V216L136 217H134ZM155 219V218H154ZM160 219V218H159ZM202 219V218H201ZM205 219V218H204ZM151 220V219H150ZM162 220H164V219H162ZM14 221V222H15ZM23 221V222H24ZM170 221V220H169ZM184 221V225H185V220H183ZM201 221V220H200ZM222 221V220H221ZM252 221V220H251ZM15 222V223H16ZM113 222V221H112ZM136 222H138V221H135L134 223H136ZM162 222V221H161ZM197 222V221H196ZM202 222V221H201ZM243 222V221H242ZM25 223V222H24ZM28 223V222H27ZM103 223V222H102ZM102 223H99V224H102ZM106 223V222H105ZM108 223V222H107ZM122 223V222H121ZM146 223H147V225L146 224H142L141 225V228L139 227V231H138V237L140 238V240L141 241H143L144 243H145V241L147 240V238H148V236H149V234H150V232L152 231L153 232V230H154V226L151 224V223H149V221H147L146 220ZM245 223V222H244ZM14 224V223H13ZM26 224V223H25ZM68 224V225H67ZM94 224H96V223H94ZM118 224V223H117ZM140 224V223H139ZM149 224V225H148ZM188 224H190V223H188ZM195 224V223H194ZM201 224V223H200ZM200 224L198 225L199 227H201L200 226ZM15 225V224H14ZM104 225V224H103ZM120 225V224H119ZM70 226V225H69ZM76 226V225H75ZM123 226V225H122ZM129 226V225H128ZM169 226V225H168ZM189 226H191L190 227V229H193V226H192V224L191 225H189ZM189 226H188V228H189ZM205 226V225H204ZM83 226H81V228H82ZM97 227H99V225L97 226ZM173 227V226H172ZM11 228H13V227H11ZM77 228V227H76ZM80 228V229H81ZM117 228V227H116ZM128 228V227H127ZM166 228H167V226H166ZM184 228H186L187 229V225H185V227ZM92 230H93V228H91ZM95 229V228H94ZM102 229V228H101ZM90 230V229H89ZM105 230V229H104ZM118 230V229H117ZM184 230V229H183ZM99 231H100V228H97V230H95L94 232H95V234H97V232H98V234H99ZM102 231V230H101ZM100 231V232H101ZM143 231V232H142ZM87 232H88V230H87ZM104 232H106V231H104ZM108 232V231H107ZM106 232V233H107ZM121 232V231H120ZM120 232H119V234H120ZM157 232H159V231H157ZM189 232V230L187 231H185L184 233H182L183 235H185V233H188ZM211 232V231H210ZM79 233H85L84 231H83V228H82V230L81 231H79ZM105 233V234H106ZM130 233V232H129ZM128 233V234H129ZM89 234V233H88ZM101 234H102V232H101ZM105 234H104V236H105ZM216 234V233H215ZM15 236H16V234H14ZM80 235V234H79ZM123 235V234H122ZM127 235V234H126ZM125 235V236H126ZM131 235V234H130ZM170 235V234H169ZM234 235V234H233ZM102 236V235H101ZM114 236V235H113ZM112 236V237H113ZM181 236V235H180ZM80 237H81V235H80ZM111 237V236H110ZM116 237V236H115ZM170 237V236H169ZM97 238H98V236H97ZM119 238V237H118ZM156 238H159V236H156ZM21 239V238H20ZM99 239H101L100 237H99ZM130 239V238H129ZM180 239V238H179ZM254 239V238H253ZM104 240V239H103ZM122 240H124V239H122ZM5 241V240H4ZM10 241V240H9ZM112 241H113V239H112ZM130 241V240H129ZM136 241V240H135ZM188 241V240H187ZM216 242V241H215ZM114 243V242H113ZM115 243H116V241H115ZM136 243V242H135ZM179 243H180V241H179ZM97 244H101V243H96V245ZM106 244H107V242H106ZM110 244V243H109ZM153 245L155 244V242H153L152 243ZM191 243H186L185 244V247L186 248H189V246L188 245H190ZM92 245V244H91ZM117 245V244H116ZM128 246H130L129 244H127ZM169 245V244H168ZM110 246L112 247V243L110 244ZM131 246H132V244H131ZM135 246V245H134ZM144 246H145V244H144ZM157 246V245H156ZM113 247H114V245H113ZM142 247V246H141ZM135 248V247H134ZM133 248V249H134ZM171 248V247H170ZM183 248V247H182ZM181 248V249H182ZM7 249V248H6ZM121 249H123V248H121V247H118V245H117V248L115 247V254L117 253V256H118V254L120 255L121 253H122V250ZM128 249H129V247H128ZM130 249H132V247L130 248ZM129 249V251H131L132 252V250H130ZM138 249H140V248H138ZM143 249V248H142ZM169 249V248H168ZM98 250V249H97ZM96 250V251H97ZM144 251H145V249H143ZM187 250V249H186ZM186 250L184 251L185 253H186ZM208 250V249H207ZM92 251V250H91ZM94 251V250H93ZM92 251V252H93ZM100 251V250H99ZM113 250L111 249V248H109L108 250H107V256H108V254H109V256H110V254H111V252H112ZM147 251V250H146ZM155 251H157V250H155ZM188 251V250H187ZM8 252V251H7ZM125 252V251H124ZM143 252V251H142ZM169 252H172V251H170V249H169ZM262 252V251H261ZM95 253H97V252H95ZM105 253H106V251H105ZM135 253V252H134ZM188 253V252H187ZM186 253V254H187ZM92 254V253H91ZM94 254V253H93ZM129 254H131V253H129ZM185 254V255H186ZM218 254V253H217ZM114 255V254H113ZM126 255H127V253H126ZM126 255H124V257L126 256ZM108 256V257H109ZM112 256V255H111ZM133 256H134V254H133ZM187 256V255H186ZM15 257V256H14ZM92 257V256H91ZM97 257V256H96ZM108 257H106V258H108ZM121 257V256H120ZM113 259H114V257H112ZM118 258H119V256H118ZM129 258V257H128ZM132 258V257H131ZM261 258V257H260ZM259 258V259H260ZM130 259V258H129ZM162 259V258H161ZM170 259V258H169ZM168 259V257L167 256H163V264H170L171 263V261ZM127 260V259H126ZM126 260L124 261V263L126 262ZM12 261V260H11ZM89 261L91 262V263H89ZM96 261V260H95ZM115 261V260H114ZM121 261V260H120ZM130 261L132 262L133 260H131L130 259ZM200 261V254L199 255H196V253L194 254H190V255H188V257L185 259L184 258V260H183V262H181V264H199L198 262ZM211 261V260H210ZM10 262V261H9ZM110 262V261H109ZM135 262V261H134ZM204 261H202V263H203ZM113 263V262H112ZM249 263V262H248ZM114 264V263H113ZM123 264V263H122ZM126 264H128V263H126ZM137 264V263H136ZM180 264V263H179ZM203 264H205V263H203Z\"/></svg>",
  "mask_w": 264,
  "mask_h": 264
}]
</instances>
